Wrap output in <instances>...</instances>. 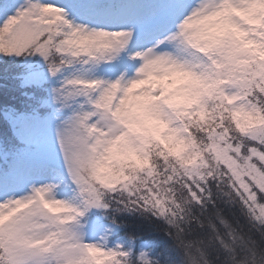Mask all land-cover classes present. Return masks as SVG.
<instances>
[{
    "label": "snow or ice",
    "instance_id": "obj_1",
    "mask_svg": "<svg viewBox=\"0 0 264 264\" xmlns=\"http://www.w3.org/2000/svg\"><path fill=\"white\" fill-rule=\"evenodd\" d=\"M5 59L0 264L264 253V0H0Z\"/></svg>",
    "mask_w": 264,
    "mask_h": 264
},
{
    "label": "trees",
    "instance_id": "obj_2",
    "mask_svg": "<svg viewBox=\"0 0 264 264\" xmlns=\"http://www.w3.org/2000/svg\"><path fill=\"white\" fill-rule=\"evenodd\" d=\"M19 60L5 59L0 61V105L12 106L17 110H27L28 105L34 102L28 101L24 92H35L37 96L42 95L39 90L24 89L19 87V81L15 79L20 69L17 67ZM0 136L7 141L10 136L8 124L3 115L0 114Z\"/></svg>",
    "mask_w": 264,
    "mask_h": 264
},
{
    "label": "clouds",
    "instance_id": "obj_3",
    "mask_svg": "<svg viewBox=\"0 0 264 264\" xmlns=\"http://www.w3.org/2000/svg\"><path fill=\"white\" fill-rule=\"evenodd\" d=\"M203 27L204 26L201 25V24H194L193 28H192V31L196 32V31L200 30ZM166 71H170V69H166L164 67H159V68H156L154 70L153 74H155V75L164 74ZM197 264H200V258L199 257H197ZM206 264H213V261L212 260H208L206 262ZM244 264H253V262L252 261H246V262H244ZM254 264H264V253H262L261 255H259L256 258Z\"/></svg>",
    "mask_w": 264,
    "mask_h": 264
}]
</instances>
